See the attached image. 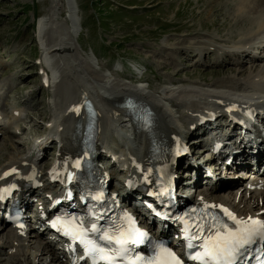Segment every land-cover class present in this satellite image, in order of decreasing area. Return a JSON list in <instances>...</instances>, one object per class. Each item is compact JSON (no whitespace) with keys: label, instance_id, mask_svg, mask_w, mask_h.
I'll list each match as a JSON object with an SVG mask.
<instances>
[{"label":"bare ground","instance_id":"bare-ground-1","mask_svg":"<svg viewBox=\"0 0 264 264\" xmlns=\"http://www.w3.org/2000/svg\"><path fill=\"white\" fill-rule=\"evenodd\" d=\"M211 1L205 2L206 4L202 6H205L204 8L206 9ZM201 2L203 3V0ZM217 2L221 3L222 6L224 5V13L222 12V6H220L221 8H216L211 5V11H213L214 15L211 25L219 27V31H226L222 34H217L211 43L192 41L186 44L182 40L176 43L174 48L177 52L194 49V51L186 53L190 55H192V52L196 55L201 54L203 58L206 55H213L212 64L214 66L224 64V67L222 69H210L207 73L218 75L221 72H231L241 76V78L230 76L227 78L226 83L217 78L202 79L203 82L201 84L192 80L189 81V84H183L180 78H176L171 79V87L164 88L160 94H156L149 91L148 85L141 84L142 87L145 86V88H141L139 85L134 86L121 81L116 76V72H111L110 74L98 72L89 59L78 52L76 46V39L79 33L78 26L81 24L80 17H78L77 0H49L44 13L37 18L36 28L39 37L42 40L44 39L45 56L54 58L56 62L55 70H52L53 73L50 72V74L52 73L50 83L58 89L60 102L57 103L56 119L51 124V130L54 131L57 142H60V150L55 156L57 162L47 170H44L45 178H48L49 174H46V172L49 170L71 171L81 152L79 145L83 128L81 129L79 124L84 123L86 118L81 107V96L83 93L99 106L97 109L98 133L96 141L98 149L103 145L102 138L105 132L108 133V131L113 130L114 133L115 128H113V125L117 126V129L123 128V124H120V122L124 121L125 115L123 114L124 109L119 104L127 96L138 104L148 107L153 112L152 124L144 132H139L134 137L133 142H136V146L129 148L127 160L122 162L124 169H121L119 173L126 170V173L121 177L128 178L131 184L125 189L124 193L123 191L119 192L116 188L111 190L115 191L117 197L127 198L130 203H135L130 197L136 198L139 194H145V192L152 193L158 181L156 178L158 173L151 165L152 160H154V150L153 152L151 151L153 145H156L155 148L160 147L162 155L165 156V152L169 154L166 163L171 175L173 174L172 169L175 168L179 161L176 148L182 146V142L183 145L189 147L187 138L206 130L209 131V134L199 135L198 141L203 144L206 137L220 138V142L216 144L210 145L209 143V145L203 144V146L204 148H209L212 152L215 151L217 155H214V157L216 156L217 158H214V160L220 161L223 165L224 157L232 159L229 162V165L232 166L248 163V158L251 159L252 156H255L257 160L260 159L262 142L258 141L259 136L250 126L252 121L261 115V109L256 104L244 113L233 110L223 113L220 107L226 105V103L224 104L225 101L228 105L234 104L237 107V102L232 99L241 102L259 103L262 101L264 103V61L257 62L256 59L251 58L248 67H242L243 61L232 57L236 55L240 57L237 53L241 51L242 47H246L250 51L252 49L251 45L258 39L259 32H263L260 36L264 37V0H217ZM159 3L157 0H150L147 7L155 8ZM62 11H64L63 15ZM223 14L226 15V18L222 23L219 22L218 17ZM170 34L174 36L195 34L194 36H196L200 34V31L191 25H178L171 29ZM262 51H264V48L259 55ZM228 56L230 58L225 60ZM49 63L51 62L45 63L46 67H41L42 85L44 86L46 85V77H43L42 74L50 70L49 67L51 65ZM162 68L167 69L168 65L163 64ZM141 82L148 84L146 80ZM17 88L19 87L17 86ZM163 100H166L168 105L175 111L167 109L162 102ZM76 109H79V111H76ZM214 112H217L218 115L213 114ZM230 113H236V116H231ZM16 116L17 113L9 116L0 115V123L10 126L15 121ZM54 123H56L55 127ZM242 127L250 133L249 136L242 134L240 131ZM212 134L214 135L212 136ZM223 138L224 140H222ZM128 139L131 140L130 138ZM43 140L44 142H52L53 139L46 136ZM99 140H102V142H98ZM38 145L41 144L38 143ZM39 149L37 148L36 151H39ZM225 151L228 152L225 153ZM0 156L3 160L0 163V199L7 196L8 189H5V187L12 188L17 186L22 205L27 208L30 207L32 203L30 200L39 191L34 178L42 177L40 175L42 172L40 165H35L33 162L30 163L32 157L16 156L12 153L0 154ZM183 156H188V154L184 153ZM211 158L212 156L208 155L205 160H210ZM180 163L184 167L190 168V170L186 171L194 178L193 182L203 181L207 183L208 187L205 192L197 191L195 193L197 190L195 189L191 193L192 187L188 186L187 183L191 179H178L177 183L185 185L186 189L189 190L183 196L187 195L186 197H188V194H191L196 203L225 206L240 218L254 217L264 220V175L261 176V182L254 184L245 182V178H248V175L243 178V182L232 181L225 184L216 173H211L210 176L207 174L210 167L213 168L212 171L214 172L215 165L213 162L209 163L210 167H203L204 171L200 167L201 164L194 161L193 155H189L187 159L180 160ZM263 164L261 163V165ZM254 167V162L250 161L246 164L245 170L250 171ZM13 169L16 171L13 172ZM237 169L241 173L244 168L243 166H237ZM5 173L9 174L6 176ZM107 182L110 183L109 177ZM235 185L237 186L232 188ZM137 186L138 189L135 190L134 188ZM222 189L230 193L231 198L220 194L219 192ZM45 191L48 193L47 190ZM69 197L68 193L59 192L53 193V197L46 199L44 197V199L47 206L51 203L52 198H57L61 205H74L72 201L68 200ZM148 197L154 202L153 197L150 195ZM176 200L179 201L178 196H176ZM42 204L44 202L39 200L35 205L33 211L37 212V215H34L37 217L34 221L30 223V220L26 218V222L29 223L27 228H18L11 224L8 226L4 217H0V235H5L4 242L0 244V252L8 255L7 257L0 255V264H56L58 262L60 264H68V261L63 259L62 249L58 251L50 249L52 244L50 241L42 242L43 246L39 252L40 255L49 252V258L42 260L33 257L31 254L30 256H24L23 249L26 243L22 231L30 230L29 235L32 234V240L38 239L39 235L42 234L41 230L44 227H48V221L44 219L43 214L45 211L49 212L51 210H46ZM54 206L55 204H53ZM137 208L142 209L140 206H137ZM25 214L26 211L23 212L22 216ZM134 214L136 215V213ZM139 222L146 223L141 219H139ZM149 224L150 222L147 225ZM7 226L8 230H6ZM32 230L33 232L31 233ZM175 240L180 241L177 238ZM260 261L262 260H257L258 263Z\"/></svg>","mask_w":264,"mask_h":264},{"label":"rangeland","instance_id":"rangeland-1","mask_svg":"<svg viewBox=\"0 0 264 264\" xmlns=\"http://www.w3.org/2000/svg\"><path fill=\"white\" fill-rule=\"evenodd\" d=\"M149 1L77 0L78 17L81 20L76 39L78 52L87 57L98 72L104 74L116 72V76L121 81L134 86L139 85L141 88L148 85L149 91L156 94H160L164 88L171 87V79L176 78H180L183 84H189L190 80L201 84L202 79L211 78H217L226 83L230 76L241 78L231 72H221L218 75L207 73L210 69L224 67V64L215 66L212 64L213 55H206L203 58L201 54L186 53L194 51V49L177 52L174 48L176 43L182 40L186 44L192 41L211 43L217 34L224 33L226 30L219 31V27L211 25V20L214 18L211 5L218 8L222 6L221 3L212 0L205 9V6L202 5L209 0H203V3L202 0H157L160 2L157 7L148 8ZM48 3L49 0H0V115L9 116L17 113L12 125L0 123V154L12 153L16 156H28L30 152L36 153L35 147L41 146V149H44L39 160L42 170L55 163V156L60 150V142L57 140H52V142L43 140L46 136L51 138L54 133L51 130V124L56 119L55 111L58 107L57 103L60 102L58 89L50 83L53 72L49 74L48 85H42L41 78V67H46L45 63L51 62L49 63L51 71H54L56 67L55 59L45 56L44 39L39 37L36 28L37 18L44 13ZM222 12L224 13V5ZM63 14L64 11H62ZM225 18L226 15L223 14L218 17V20L223 23ZM178 25H191L199 30L200 34L196 36H194L195 34L171 35V29ZM203 25L206 26L202 28ZM252 53H255V50ZM262 53L255 54L252 58L257 62L264 61V51ZM229 58L230 56L225 60ZM241 61L244 63L242 67H248L250 64L247 59H241ZM163 64H167L168 68H162ZM178 70L179 72H177ZM145 80L148 84L141 82ZM141 84H145V86L142 87ZM162 102L167 109L175 111L166 100ZM225 103L227 102L225 101ZM240 107L242 106L240 105ZM226 108H221L223 113L226 112ZM113 128H115L114 133L113 130H110L108 133L105 132L103 138L101 137L102 140L105 139L117 148L113 157L110 153L105 152L112 160L108 188L110 190L116 188L119 192H124L129 186L125 182L126 177H121L126 173V170H123L122 173L119 172L124 169L122 162H126L127 156L119 154V152L121 148L126 150L124 145L129 144L127 148H132V146H136V142L125 139L118 142L119 138L122 139L123 132L127 135L130 132L117 129L118 127L114 125ZM199 135H201L200 132L187 138L189 140V147L186 148L188 156L193 155L194 161L201 164L202 170L203 167H210L209 163L213 162L215 170L212 172L213 168L210 167L207 174L216 173L225 184L232 181L243 182V178L234 175L235 172L231 173L232 169L221 168L217 161L212 160V151L209 148H204L203 144L198 141ZM102 140L98 142H102ZM111 145H108L109 152L113 149ZM208 155H211L212 158L205 160ZM188 156L181 157V160L187 159ZM1 160L0 156V163L3 162ZM186 170H190V168L184 167L180 163L177 168H174V172L177 174L176 178L191 179L187 182L188 186L192 187L191 193L195 189H197L195 193L197 191L205 192L208 188L207 183L193 182L194 179ZM46 182V179L41 178L38 184L39 189L45 187ZM53 187L56 191H64L56 184L52 185ZM223 190L225 189L220 190L219 193L224 197L231 198V194ZM70 192V199L75 204V193ZM38 199L40 196L35 193L31 200L30 208L32 210ZM147 201L151 200L146 194H139L137 202L141 206L145 205ZM30 221L32 220L30 219ZM8 226L6 230H8ZM29 232L30 230L23 232L26 243L23 249L24 256L31 254L42 260L49 258V252L39 254L40 248L43 246L42 240L39 238L31 240L32 234L29 235ZM4 240L5 235H0V244ZM50 249L55 251L53 245L50 246ZM0 255L8 256L3 252H0ZM56 264H60V262Z\"/></svg>","mask_w":264,"mask_h":264},{"label":"snow or ice","instance_id":"snow-or-ice-1","mask_svg":"<svg viewBox=\"0 0 264 264\" xmlns=\"http://www.w3.org/2000/svg\"><path fill=\"white\" fill-rule=\"evenodd\" d=\"M8 174L5 173L6 176ZM95 199L99 200L100 197L97 196ZM223 212L234 226L229 227L226 223L216 222L212 225L214 230H209L206 236L190 237V239L203 240L199 246L201 250L191 259L200 261L201 264H237L244 249L257 240H264V220L253 217H248L246 220L237 219L226 208ZM124 219L125 224L109 229H102L96 224H92L91 228H85L83 223H77L75 218H57L53 224L61 227L74 241L84 245L85 255L92 257L94 264L97 261H102L104 264H182L176 253L165 247H159L155 255L150 258L132 257L129 246L144 242L148 234L137 228L135 221L127 213ZM179 219L184 218L179 217ZM89 233L97 234L96 238H90ZM187 233L186 226L185 234ZM189 247L193 245L189 243Z\"/></svg>","mask_w":264,"mask_h":264},{"label":"water","instance_id":"water-1","mask_svg":"<svg viewBox=\"0 0 264 264\" xmlns=\"http://www.w3.org/2000/svg\"><path fill=\"white\" fill-rule=\"evenodd\" d=\"M84 99H86V97H84Z\"/></svg>","mask_w":264,"mask_h":264}]
</instances>
